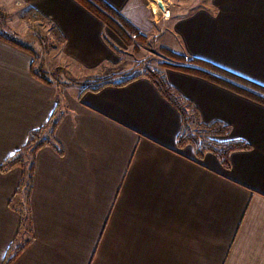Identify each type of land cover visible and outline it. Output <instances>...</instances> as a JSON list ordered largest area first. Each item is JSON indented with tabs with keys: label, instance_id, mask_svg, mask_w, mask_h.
<instances>
[{
	"label": "crops",
	"instance_id": "crops-1",
	"mask_svg": "<svg viewBox=\"0 0 264 264\" xmlns=\"http://www.w3.org/2000/svg\"><path fill=\"white\" fill-rule=\"evenodd\" d=\"M103 1L146 35L160 26L155 2H175ZM201 1L164 23L167 47L264 86V0ZM0 8V264H264L263 103L164 68L204 123L246 145L228 166L199 157L148 76L62 93L38 72L25 9L59 32L61 59L86 71L123 62L116 31L81 0Z\"/></svg>",
	"mask_w": 264,
	"mask_h": 264
},
{
	"label": "rangeland",
	"instance_id": "rangeland-1",
	"mask_svg": "<svg viewBox=\"0 0 264 264\" xmlns=\"http://www.w3.org/2000/svg\"><path fill=\"white\" fill-rule=\"evenodd\" d=\"M201 2V0H175V2L168 3L166 12L154 6V9H157L155 17L160 26L158 25V29L153 32L155 34L152 35L141 33L142 36H135V34L130 35L125 29H115L118 35L117 44L124 50L123 62L115 68L86 71L61 59L62 38L60 34L51 22L31 9H25L22 12L28 32L26 39L21 41L35 51L36 69L45 79L60 86L62 93H76L88 87H97L106 81H123L142 75L147 67L162 73V70L167 68L165 63H178V59L173 58L168 51L182 53L167 47L166 43L170 46V42L163 40L166 38L164 23L190 11ZM0 11L3 10L0 8ZM2 17H4L3 22L0 20L2 28L10 29L7 24L8 15L0 14V18ZM192 126L196 128L197 125L193 123ZM228 134L222 135L220 139L227 140L225 138Z\"/></svg>",
	"mask_w": 264,
	"mask_h": 264
},
{
	"label": "trees",
	"instance_id": "trees-1",
	"mask_svg": "<svg viewBox=\"0 0 264 264\" xmlns=\"http://www.w3.org/2000/svg\"><path fill=\"white\" fill-rule=\"evenodd\" d=\"M81 1L90 10L103 18L113 30L125 29L130 35L135 34V36H142L134 25L103 0ZM31 11L34 13L36 12L33 9H31ZM0 14L2 16L6 15L3 11H0ZM0 20L3 22L4 17L0 18ZM168 53H170L173 58L178 59V63H165V67L207 78L264 104V86L234 74L211 62L198 58H189L184 54H178L172 51H168ZM143 75L151 78L162 94L180 111L182 116V130L178 137L180 146L187 144L193 145L199 157L204 156L207 152H211L215 154L225 166L229 165V155L231 152L246 146L241 140L230 141L220 139L222 135H226L230 132L229 125L220 121L204 123L195 106L184 98L179 91L166 80L160 71L147 67ZM138 76L140 75L130 77L121 83L128 82ZM112 83L116 82L112 80L106 81L97 87H88L85 88V90H98L100 87ZM193 123L197 125L196 128L192 126ZM23 157V154L17 156L14 160H11L8 165L21 163Z\"/></svg>",
	"mask_w": 264,
	"mask_h": 264
},
{
	"label": "built area",
	"instance_id": "built-area-1",
	"mask_svg": "<svg viewBox=\"0 0 264 264\" xmlns=\"http://www.w3.org/2000/svg\"><path fill=\"white\" fill-rule=\"evenodd\" d=\"M154 6H157L159 8V10L162 11V12H166L167 11V5L165 3L160 5V2L156 1ZM154 12L156 13L155 9H154Z\"/></svg>",
	"mask_w": 264,
	"mask_h": 264
},
{
	"label": "water",
	"instance_id": "water-1",
	"mask_svg": "<svg viewBox=\"0 0 264 264\" xmlns=\"http://www.w3.org/2000/svg\"><path fill=\"white\" fill-rule=\"evenodd\" d=\"M163 4V2L162 1H160V5H162Z\"/></svg>",
	"mask_w": 264,
	"mask_h": 264
},
{
	"label": "bare ground",
	"instance_id": "bare-ground-1",
	"mask_svg": "<svg viewBox=\"0 0 264 264\" xmlns=\"http://www.w3.org/2000/svg\"><path fill=\"white\" fill-rule=\"evenodd\" d=\"M157 11V9H155Z\"/></svg>",
	"mask_w": 264,
	"mask_h": 264
}]
</instances>
